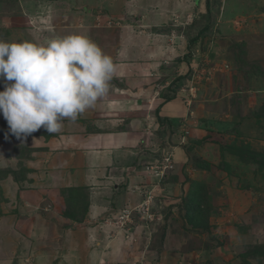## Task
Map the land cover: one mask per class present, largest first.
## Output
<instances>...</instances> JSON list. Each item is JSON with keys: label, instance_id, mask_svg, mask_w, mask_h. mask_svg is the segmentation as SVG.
Segmentation results:
<instances>
[{"label": "crops", "instance_id": "1", "mask_svg": "<svg viewBox=\"0 0 264 264\" xmlns=\"http://www.w3.org/2000/svg\"><path fill=\"white\" fill-rule=\"evenodd\" d=\"M177 6L172 3L171 8ZM89 12L93 18L89 15L86 25L77 29L57 24L55 29L47 25L35 32L51 29L55 38L83 34L98 44L117 66L108 95L77 121H65L60 133L41 128L25 141L9 133L0 115V183L8 184L4 194L12 204L3 208L11 215L0 224V264H117L133 233L120 229L116 219L140 205L146 189L156 186L171 193L181 160L192 164L184 149L175 145L181 140L182 125L190 136L196 135L192 129L196 100L189 103L178 90L194 68L190 65L194 57L179 62L193 52L188 43L184 46L186 32L176 29L178 24L165 26L170 16L166 12L134 21L97 9ZM110 19L121 28L102 29ZM33 35L22 37L18 31L6 41L30 40ZM165 157L176 174L158 185L154 174L162 169L158 165ZM159 203L160 197L156 207H161ZM20 218L31 220L28 236L19 232ZM139 240L146 243L143 236ZM8 244L15 246L4 249Z\"/></svg>", "mask_w": 264, "mask_h": 264}, {"label": "rangeland", "instance_id": "2", "mask_svg": "<svg viewBox=\"0 0 264 264\" xmlns=\"http://www.w3.org/2000/svg\"><path fill=\"white\" fill-rule=\"evenodd\" d=\"M194 2L0 0L3 41L11 40L19 31L22 37L29 32L35 35L30 40L18 38L16 42L46 44L55 38L54 30L45 33L43 28L40 34L36 29L47 25L55 29L57 24L77 29L86 25L83 22L91 16V9L133 21L138 16L153 18L159 13L156 16L161 17L166 12L170 16L164 25L178 24L176 29L186 32L184 46L191 44L196 55L192 54L194 61L190 62L195 76L190 80L186 75L178 90L182 89L184 97L196 100V123L192 128L196 135L190 136L182 125L181 140L175 145L184 149L192 164L181 160L179 176L172 178L171 193L156 186L146 189L145 194L154 192L160 197L161 207L155 205L150 210L155 222L131 219L126 225L124 232L130 229L133 235L128 239L132 241L121 248L122 257L117 264H264V0H209L208 11L206 0ZM172 3L178 5L177 9L171 8ZM113 20L102 29L109 25L121 28ZM198 34L193 45L190 40ZM165 164L164 161L158 166ZM173 171L161 177V170L156 169V183H168L176 174ZM2 185L3 225L11 214L3 209L9 201L4 194L8 184ZM191 199L199 200L203 208L204 222L200 225L189 224L184 216L182 202ZM30 223L31 220L18 219L19 232L28 236ZM3 233L5 239L7 232ZM142 236L146 243L139 240ZM13 246L8 244L4 249Z\"/></svg>", "mask_w": 264, "mask_h": 264}, {"label": "clouds", "instance_id": "3", "mask_svg": "<svg viewBox=\"0 0 264 264\" xmlns=\"http://www.w3.org/2000/svg\"><path fill=\"white\" fill-rule=\"evenodd\" d=\"M116 71L113 58L83 34L56 37L46 44L0 40V82L4 88L0 91V115L9 133L21 141L41 128L50 134L60 133L65 121H77L108 95ZM147 194L140 205L121 216L128 214L130 220L145 222L141 205ZM157 199L155 196L151 209ZM126 225L117 226L125 230Z\"/></svg>", "mask_w": 264, "mask_h": 264}, {"label": "trees", "instance_id": "4", "mask_svg": "<svg viewBox=\"0 0 264 264\" xmlns=\"http://www.w3.org/2000/svg\"><path fill=\"white\" fill-rule=\"evenodd\" d=\"M199 1L200 0H195L196 4H198ZM209 8H210L209 0H206V11H208ZM198 37H199V34L195 38L190 40V43L195 45L198 41ZM189 48L190 49L192 48L191 44H189ZM191 57H192V52L190 50L187 54H185L181 57V60L179 59V62L180 61H183V62L186 61V63H188V61ZM201 167L203 168L204 165H201ZM19 189H22V188L20 187ZM191 200H193V201L183 200V202H182L183 204L181 206H183V208L186 211V212L184 211V216L187 217L189 224L200 225L201 223L204 222V219L202 216L203 208L201 207V203L199 200H195V199H191ZM205 229H207V228H205ZM219 243L220 244L223 243L222 240L221 241L219 240Z\"/></svg>", "mask_w": 264, "mask_h": 264}, {"label": "built area", "instance_id": "5", "mask_svg": "<svg viewBox=\"0 0 264 264\" xmlns=\"http://www.w3.org/2000/svg\"><path fill=\"white\" fill-rule=\"evenodd\" d=\"M193 70L194 69H192V71ZM194 76H195V72L194 73L192 72L189 79L190 80L193 79ZM192 90H193V87H190L189 91L191 92ZM187 99H189L188 100L189 103L192 101L190 98H187ZM164 161L166 164L161 169V174H162L161 177H164L166 171L168 169L172 168L171 165H167L168 163H170L169 157H165ZM157 169L159 170V168H157ZM146 197H147L146 202L143 205H141L142 211L144 213V216L142 218L149 220V222H153L154 219L152 218V216L150 214V210H151L152 201L154 200L155 195H154V193H149L146 195ZM128 222H130V215L126 214V215L121 216L119 218V220L116 222V224L119 227H124L126 225V223H128Z\"/></svg>", "mask_w": 264, "mask_h": 264}, {"label": "bare ground", "instance_id": "6", "mask_svg": "<svg viewBox=\"0 0 264 264\" xmlns=\"http://www.w3.org/2000/svg\"><path fill=\"white\" fill-rule=\"evenodd\" d=\"M229 12V11H228Z\"/></svg>", "mask_w": 264, "mask_h": 264}]
</instances>
